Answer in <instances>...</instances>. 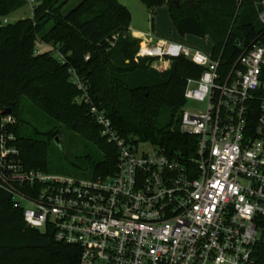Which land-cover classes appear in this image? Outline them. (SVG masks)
<instances>
[{
  "label": "built area",
  "instance_id": "2783aa9c",
  "mask_svg": "<svg viewBox=\"0 0 264 264\" xmlns=\"http://www.w3.org/2000/svg\"><path fill=\"white\" fill-rule=\"evenodd\" d=\"M259 21L264 25V11ZM238 47L242 54L227 68L222 57L165 39L149 38L136 55L154 58L161 70L181 56L202 69L184 97L206 108L181 111V132L197 139L188 162L144 149L93 107L101 136L118 151L113 174L85 179L28 169L11 130L16 119L7 114L0 120V188L30 228L80 248V264H257L264 246V39ZM74 83L86 90L76 76Z\"/></svg>",
  "mask_w": 264,
  "mask_h": 264
},
{
  "label": "trees",
  "instance_id": "16d2710c",
  "mask_svg": "<svg viewBox=\"0 0 264 264\" xmlns=\"http://www.w3.org/2000/svg\"><path fill=\"white\" fill-rule=\"evenodd\" d=\"M140 1L152 13L167 7L181 36L209 37L212 57H222L226 68L242 54L240 43L248 48L264 39V0H179L178 6L173 0ZM28 2L0 0V120L7 110L16 119L11 130L28 169L85 179L113 174L118 151L101 136L93 107L104 110L126 138L181 163L196 156L197 139L181 132V111L187 82L203 74L199 66L181 56L159 71L151 65L154 58L137 60L142 41L130 32L131 10L118 0H82L69 12L71 0H34L33 18L4 23ZM39 43L57 47L59 58L39 53ZM63 130L90 143L102 158L53 154L51 144ZM12 202L0 188V264H80V248L57 242L51 230L30 228ZM256 261L264 264V246Z\"/></svg>",
  "mask_w": 264,
  "mask_h": 264
},
{
  "label": "rangeland",
  "instance_id": "374dc122",
  "mask_svg": "<svg viewBox=\"0 0 264 264\" xmlns=\"http://www.w3.org/2000/svg\"><path fill=\"white\" fill-rule=\"evenodd\" d=\"M82 2V0H71V2L67 5L66 11L69 12L72 8L76 7ZM36 3L28 2L26 6L19 9L18 13L11 15L6 18L7 23L14 24L21 19L33 18L34 12L33 9ZM132 12V24L134 27L139 30L144 31L146 34H150L153 39L156 40H170L175 41L178 38L181 42H186V38L183 39L179 32L177 31L174 23L172 22L169 16V10L167 7H162V9L157 10L155 13H152L148 8H146L140 0H132L130 4H128ZM150 38V37H149ZM190 38V36H189ZM199 41L198 44L193 45L187 42L188 45L192 46L194 49H199L207 55H212L213 50V41L209 37L206 38H194ZM146 41L141 42V46ZM39 53H53L55 57L59 58L58 48L49 45H45L42 43L38 44ZM152 67L155 66L159 71H164L159 69V66L155 64V61L151 63ZM29 109H33V106L30 102L26 103ZM186 108L191 112H198L199 110H204L206 105L203 103H196L188 101ZM28 109V110H29ZM39 109H37L38 111ZM32 115V113H30ZM38 116V117H37ZM36 117L38 120H42V113L38 114ZM31 123L36 127H39L37 123H35V119L33 116H29ZM62 144L59 146L56 142L51 144V148L53 150V154H57L60 156L63 152L67 153L71 158L77 154H87V152L91 153L96 159H101L102 156L100 152L96 150L94 146L90 143H86L80 137H78L74 132L63 130L62 135ZM151 144H144L143 148L146 150H151Z\"/></svg>",
  "mask_w": 264,
  "mask_h": 264
},
{
  "label": "crops",
  "instance_id": "0c3cea01",
  "mask_svg": "<svg viewBox=\"0 0 264 264\" xmlns=\"http://www.w3.org/2000/svg\"><path fill=\"white\" fill-rule=\"evenodd\" d=\"M121 4H123L124 6H126L128 9H130L129 7H128V4H130L131 3V1L132 0H118ZM16 13H18V11L16 12ZM16 13H14V14H16ZM13 15V14H12ZM169 16H170V14H169ZM10 17V16H9ZM131 24H132V22H131ZM130 32L132 33V35H133V37H135V38H137V39H139V40H141V41H147L148 39H149V37L151 38V39H153L151 36H149L150 34H146L144 31H142V30H139L138 28H136V27H134L133 26V24L131 25V29H130ZM138 34V35H137ZM190 36V35H189ZM189 36H185V37H183V36H181L183 39H187L186 40V42H184L185 44H187V42L188 43H190V44H193V45H195L196 46V44H198L199 43V41H197V40H195L194 38L195 37H191L190 36V38H189ZM181 39V38H180ZM179 38L177 39V40H175V42H181V41H179L180 40ZM154 41H156V39H153ZM183 43V42H182ZM188 45V44H187ZM190 46V45H189ZM192 47V46H191ZM168 69H170L171 68V66H172V62L171 63H167L166 65H165Z\"/></svg>",
  "mask_w": 264,
  "mask_h": 264
},
{
  "label": "water",
  "instance_id": "95a60500",
  "mask_svg": "<svg viewBox=\"0 0 264 264\" xmlns=\"http://www.w3.org/2000/svg\"><path fill=\"white\" fill-rule=\"evenodd\" d=\"M173 1H174L175 5L178 6V4H179V0H173ZM9 113H10V110H7L4 114L7 115V114H9ZM56 143H57L58 145H60V143H61V138H60L59 136L56 137Z\"/></svg>",
  "mask_w": 264,
  "mask_h": 264
},
{
  "label": "bare ground",
  "instance_id": "6f19581e",
  "mask_svg": "<svg viewBox=\"0 0 264 264\" xmlns=\"http://www.w3.org/2000/svg\"><path fill=\"white\" fill-rule=\"evenodd\" d=\"M138 35V34H137Z\"/></svg>",
  "mask_w": 264,
  "mask_h": 264
}]
</instances>
